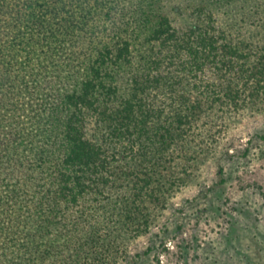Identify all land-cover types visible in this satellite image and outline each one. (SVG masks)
<instances>
[{"label": "trees", "instance_id": "obj_1", "mask_svg": "<svg viewBox=\"0 0 264 264\" xmlns=\"http://www.w3.org/2000/svg\"><path fill=\"white\" fill-rule=\"evenodd\" d=\"M244 112L264 0H0V264L127 261Z\"/></svg>", "mask_w": 264, "mask_h": 264}, {"label": "rangeland", "instance_id": "obj_2", "mask_svg": "<svg viewBox=\"0 0 264 264\" xmlns=\"http://www.w3.org/2000/svg\"><path fill=\"white\" fill-rule=\"evenodd\" d=\"M227 122L193 180L118 264H264V113Z\"/></svg>", "mask_w": 264, "mask_h": 264}]
</instances>
